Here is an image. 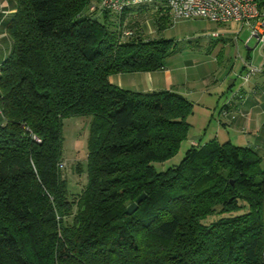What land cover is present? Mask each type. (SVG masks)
<instances>
[{
    "label": "trees",
    "instance_id": "16d2710c",
    "mask_svg": "<svg viewBox=\"0 0 264 264\" xmlns=\"http://www.w3.org/2000/svg\"><path fill=\"white\" fill-rule=\"evenodd\" d=\"M13 1L0 65V264H264L258 152L214 138L158 169L187 139L193 103L110 80L160 69L171 53L172 39L138 27L149 6ZM151 13L158 30L171 20L160 5ZM78 116L91 118L87 183L71 195L59 164L63 121Z\"/></svg>",
    "mask_w": 264,
    "mask_h": 264
},
{
    "label": "crops",
    "instance_id": "0c3cea01",
    "mask_svg": "<svg viewBox=\"0 0 264 264\" xmlns=\"http://www.w3.org/2000/svg\"><path fill=\"white\" fill-rule=\"evenodd\" d=\"M144 6H149L152 9L158 7L156 5ZM15 10L16 6L13 0H0V65L12 49V39L7 33L6 25L13 17ZM212 23L217 29L206 34L213 38H221L219 47H227L230 43L229 40L239 38L242 30L245 29L248 32L242 40L245 50L242 65L239 69L235 70L232 67L230 71L228 70L229 79L227 82L225 80L222 84H209L205 79L211 77L212 72L204 74L201 71L202 74H200L195 69L190 70L193 65L188 64L189 61L182 62L175 59L173 64H169L166 60L167 57L164 66L160 69L115 73L110 76V80L122 88L135 91H175L185 96L192 103L195 100H201L204 96H209L208 98L212 99V93L219 95L226 91L229 94L227 95L229 100L226 102V98L225 103L220 108L227 119V121H220L222 128L219 130L223 129V139L214 138L221 142L230 140L232 143L234 138V140H238V143L234 142L235 144L246 145L256 150L264 162V29L259 34L254 35L252 26L247 22ZM212 32H216L217 35H213ZM255 48H258V56L253 57L252 52ZM251 67L259 70L245 78ZM232 72H235L237 79L231 77ZM196 94H199L198 98L194 99L193 95ZM218 103L211 100L209 104H214L215 107H211L212 105L206 107L207 109H215ZM3 121L0 109V123ZM232 132L237 136H234ZM214 138L211 136L207 141ZM192 142L203 144L194 139L190 141V144Z\"/></svg>",
    "mask_w": 264,
    "mask_h": 264
},
{
    "label": "rangeland",
    "instance_id": "374dc122",
    "mask_svg": "<svg viewBox=\"0 0 264 264\" xmlns=\"http://www.w3.org/2000/svg\"><path fill=\"white\" fill-rule=\"evenodd\" d=\"M93 3H97V1L91 0L90 4ZM151 12V8L149 11L144 12L139 17V26L134 24V29L140 30L139 28L142 27L144 37L172 39L173 49L166 59L169 64H173L175 59L182 62L189 61L188 64L193 65L190 70L195 69L200 74L212 72V76L205 79L209 84H222L225 80L227 82L229 79L228 70L230 71L232 67L235 70L239 69L242 65V57L245 55L242 40L248 33L245 29L242 30L239 38L229 40L230 43L227 47H219L218 44H221V38H213L206 34L217 29L214 23L202 18L171 19L166 27L158 30L151 19L153 16ZM97 17L102 21L101 11H98ZM136 17L138 15L134 19ZM252 54L253 57L258 56V48H255ZM230 75L233 79H237L235 72ZM198 95H193L194 99L198 98ZM227 95L229 94L226 91L221 92L219 95L212 93V99L208 98L209 96H204L201 100L193 102L194 111L187 116V121L190 124L187 139L183 140L174 156L163 164H157L158 169L178 164L186 149L191 145L190 141L192 139L200 143L206 142L211 136L212 138L217 137L219 140L223 139V129L219 130V128H222L220 121H227V119L220 108L225 103L226 98V102L229 100ZM211 100H214L215 103L219 102L215 109H207L212 105L209 104ZM211 107H215L214 104ZM90 119V117L78 116L69 117L63 121V167L61 170L66 177L67 188L71 195L77 194L87 183V140ZM232 133L237 136L234 132ZM232 141L238 143V140H234V138Z\"/></svg>",
    "mask_w": 264,
    "mask_h": 264
},
{
    "label": "built area",
    "instance_id": "2783aa9c",
    "mask_svg": "<svg viewBox=\"0 0 264 264\" xmlns=\"http://www.w3.org/2000/svg\"><path fill=\"white\" fill-rule=\"evenodd\" d=\"M90 5L89 10H106L110 13L121 14L126 9L137 5H156L166 8L170 18L191 19L202 18L210 22L238 23L247 22L257 35L264 29V0H96ZM217 35L216 32H212ZM250 68L245 78L258 71ZM191 144L196 145L197 142ZM62 168L63 164H59Z\"/></svg>",
    "mask_w": 264,
    "mask_h": 264
},
{
    "label": "water",
    "instance_id": "95a60500",
    "mask_svg": "<svg viewBox=\"0 0 264 264\" xmlns=\"http://www.w3.org/2000/svg\"><path fill=\"white\" fill-rule=\"evenodd\" d=\"M145 193H142L140 196L137 197V199L132 202L128 207H127V213L132 214L137 208L139 203L145 198Z\"/></svg>",
    "mask_w": 264,
    "mask_h": 264
}]
</instances>
